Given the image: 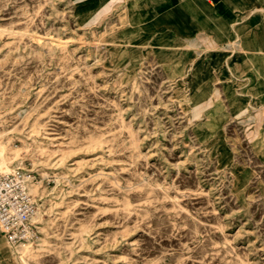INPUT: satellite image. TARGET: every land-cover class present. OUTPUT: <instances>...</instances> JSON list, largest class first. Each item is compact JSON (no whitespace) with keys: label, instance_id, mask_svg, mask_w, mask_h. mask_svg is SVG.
<instances>
[{"label":"rangeland","instance_id":"obj_1","mask_svg":"<svg viewBox=\"0 0 264 264\" xmlns=\"http://www.w3.org/2000/svg\"><path fill=\"white\" fill-rule=\"evenodd\" d=\"M127 1L0 0V149L40 232L0 264H264V42L230 78L228 51L139 59L164 13L136 34Z\"/></svg>","mask_w":264,"mask_h":264},{"label":"crops","instance_id":"obj_2","mask_svg":"<svg viewBox=\"0 0 264 264\" xmlns=\"http://www.w3.org/2000/svg\"><path fill=\"white\" fill-rule=\"evenodd\" d=\"M126 9L130 29L136 34L152 31L154 24L158 26L157 18L163 17L165 22L166 33L163 36L150 41L144 35L136 40L137 58L141 59L139 53L142 45L151 43L152 49L160 57L165 60L178 59V65L186 66L188 70L195 68L197 75L205 68L204 52L216 49L223 54L227 51L232 54H228L229 57L224 54V59H242L241 64L221 70L219 76H239L246 71L247 57L242 56L246 48L244 44L264 42V0H128ZM175 26L180 29L176 31ZM237 28H243L242 34L237 32ZM156 40L159 42L155 43ZM181 42L186 43L184 51L180 49ZM233 44H237V48H230ZM194 47L196 57L190 56ZM253 48L248 45L250 51ZM190 57L195 59L190 60ZM1 246L2 241L0 257H5L4 245L3 248Z\"/></svg>","mask_w":264,"mask_h":264},{"label":"built area","instance_id":"obj_3","mask_svg":"<svg viewBox=\"0 0 264 264\" xmlns=\"http://www.w3.org/2000/svg\"><path fill=\"white\" fill-rule=\"evenodd\" d=\"M29 181L24 170L0 172V232L10 245L31 244L39 239L34 222L38 205L28 189Z\"/></svg>","mask_w":264,"mask_h":264},{"label":"bare ground","instance_id":"obj_4","mask_svg":"<svg viewBox=\"0 0 264 264\" xmlns=\"http://www.w3.org/2000/svg\"><path fill=\"white\" fill-rule=\"evenodd\" d=\"M6 159L7 158H5V154H4L3 150L0 149V170H2V171H10V169L7 165ZM28 189H29L30 193H37L38 192L37 188L34 185H32L31 183L28 184ZM23 246H25V244ZM4 250H6V249H4ZM14 252H16V251L10 250V249H7L6 251H4L5 255L8 258H14L15 257Z\"/></svg>","mask_w":264,"mask_h":264}]
</instances>
